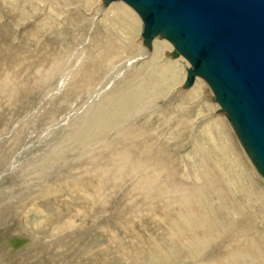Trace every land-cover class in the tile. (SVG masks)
<instances>
[{
    "label": "rangeland",
    "instance_id": "374dc122",
    "mask_svg": "<svg viewBox=\"0 0 264 264\" xmlns=\"http://www.w3.org/2000/svg\"><path fill=\"white\" fill-rule=\"evenodd\" d=\"M104 5L101 0H91L89 8L85 9L88 16L76 17L70 15L72 6L64 8L56 1L0 0V50L2 48L4 51L0 52V81L16 72L22 76L21 71L23 75H30V78H21V82H25L24 78L37 81L36 86L19 96L15 105L10 106L4 100L0 107V264H132L126 260L128 254L118 247L119 243L117 247L113 245L115 237L117 242L118 239L124 241L130 253L137 252L135 255H138L141 264H197L192 257L180 260L169 257L168 251L173 247L169 245L163 228L158 226L161 223L148 213L153 211L158 214L159 205L157 203L156 209L151 205L145 208L146 193L125 186L128 185L126 180L130 184L129 176L125 175L120 181L119 176L116 181L111 176L114 183H110L106 191L109 198L107 207L86 215H76L73 227H58L61 224L57 225L56 222L62 223L68 215L64 217V214L56 213L60 209L57 210L55 206L62 207L57 200L44 204V214L27 212L29 201L21 200L29 191L37 188V192L44 186L35 187L38 183L35 173L48 182H58L56 178L76 162L75 158L89 149L94 150L97 144L94 142L90 146L83 141L85 135L82 131L93 134L96 131L92 130L95 124L93 122L91 126L89 118L94 119L97 97L102 88H108L117 79L118 72L132 66L138 68L152 53L151 40L141 43L123 33L119 36L120 46L106 47V51H102L103 62L109 61L114 65L107 64V68L103 67L98 76V63L95 64L93 52L95 47L92 49L90 41L97 38L95 21L106 14L104 9L107 6ZM60 11L64 15L58 17ZM60 29H63V34ZM117 31L120 32L119 29ZM11 54L22 57V61L30 65L21 67V70L13 65L11 70L14 62ZM50 56L52 60L61 56L68 58L60 70L57 69V75L48 80V76H38L35 72L41 62L51 61ZM82 67L88 78H82L84 85L80 83L81 80L73 79L72 89L68 80L76 69H79L80 74ZM193 82L169 90L164 97H159L153 112L144 113L148 124L145 139L153 143L155 141L154 144L160 148L159 154L152 156H164L173 163L172 166L177 170L174 178L182 172L180 160L190 148L195 132L209 123L215 114L225 112L232 130L245 148L227 110L222 109L221 105L214 111L206 109V103L212 100L218 103V100L211 93L200 95L192 91ZM77 87L81 89H75ZM51 152L66 156V159L60 162L48 160L45 155ZM119 164L112 168L117 169ZM139 172L143 174L142 170ZM259 174L264 181V176ZM65 180L63 176L58 183L65 184ZM236 197V201L245 206L244 213L236 221L237 226L229 231L231 233L223 234L224 237L221 235L219 242L202 255L204 262L224 263L227 243L231 242L233 231L241 227L246 226L249 230L254 228L264 238L263 202L253 197L248 200L240 193H236ZM243 217H246L245 221ZM27 224L35 225V228L27 230Z\"/></svg>",
    "mask_w": 264,
    "mask_h": 264
},
{
    "label": "bare ground",
    "instance_id": "6f19581e",
    "mask_svg": "<svg viewBox=\"0 0 264 264\" xmlns=\"http://www.w3.org/2000/svg\"><path fill=\"white\" fill-rule=\"evenodd\" d=\"M49 1H56L64 8L72 6L70 15L76 17H87L88 12H85V9H88L91 3V0ZM101 3L107 6L104 9L106 14L95 21L97 38L90 41L92 49L95 47L93 52L96 58L95 64L98 63V76L102 73L103 67L107 68V64L109 66L113 64L109 61L103 62L102 51L105 52L106 47L110 49L119 45L120 35L124 33L141 43L146 41L142 36V16L131 4L125 0H101ZM62 15L64 13L60 11L58 17ZM118 29L120 32L117 31ZM60 32L63 34V29H60ZM150 40L152 53L149 58L143 60L136 69L132 66L124 70L125 72H118L117 79L109 83L108 88H102V92L98 95L97 112L94 119L89 118L92 122L90 125L93 126V122L95 124L92 130L96 131L94 134L92 131L88 133L86 129L91 128L88 127L89 125L88 128L85 126L86 132L82 131L85 135L83 141L90 146L94 142L95 145L97 144L95 148L92 146L94 150L89 151V149L88 152L80 154L66 172L60 173L55 181L59 182L65 176L67 182L65 184L48 182L49 180H44L35 173L34 177L38 181L35 187L44 186L37 192V188L32 192L29 191L21 200L29 201L27 212L35 211L38 214L46 213L45 203L49 204L57 200L62 207L55 206L57 210L60 209L56 213L64 214V217L68 215L62 223L56 222L57 225L61 224L58 227L72 226L76 215L104 210L109 204L106 191L110 187L109 184L114 183L113 178L116 181L119 176L120 181L129 176L130 184L126 180L128 185L125 186L146 193L145 208L151 205L156 209L157 203L159 205L158 214H154L153 211L148 213L161 223L158 226L163 228L169 245L173 247L168 251L169 257L171 256L173 260L192 257L197 264H215L212 261L204 262L205 260L201 258L221 235H228L231 233L229 231L237 226L236 221L240 220L245 206L236 201L238 198L236 193L246 196L248 200H251V197L259 199L264 206V185H262L264 181L239 142L235 131L232 130L225 112L215 114L209 123L195 132L190 148L180 160L182 172L177 178H174L176 167L172 166L173 163L164 156H152L158 155L160 148L154 144L155 141L153 143L145 139L146 129L148 130L145 114L147 111L153 112L159 97H164L169 90L187 85L188 69L192 64L183 53L179 55L172 53L175 44L167 36L157 33ZM0 52L4 53L2 48ZM7 57L9 58V55ZM11 58L15 62L11 64V70L14 66L21 70V67L30 65L16 54H11ZM67 58L61 56L52 60L50 56L51 61L41 62L35 73L42 77L48 76L49 80L57 75V69L60 70ZM1 64L3 67V63ZM133 72L134 76H132ZM20 73L22 76L16 72L11 74L10 78L0 81V107L4 100L10 106L15 105L19 96L37 85L36 80L32 82L26 79L30 78L29 74L23 75L22 71ZM23 77H26L25 82H21ZM203 77L199 73L194 74L192 91L195 90L200 95H208V93L214 95L212 87L207 83L208 80ZM82 78L85 80L88 78L83 67L80 74L79 69L75 70L68 80V85L70 84L73 89V79L81 80L80 83L84 85ZM78 88L81 89V87L75 89ZM219 105H221L219 101L216 103L212 100L204 107L214 111ZM85 122L88 123L87 120ZM45 157L57 162L66 159V156L62 157L52 152ZM118 163L120 164L117 165V169L112 168ZM140 170L143 174L138 173ZM115 187L119 186L115 185ZM244 218L246 217L242 219ZM27 228V230L33 229L35 225L27 224ZM232 236L224 255L226 261L221 264H264V238L260 231L254 228L249 230L244 226L233 231ZM116 239L115 237L113 245L117 247L119 243L118 247L127 252L126 260L132 264H141L142 261L137 258L138 255H135L137 252L130 253L124 241L118 239L117 242Z\"/></svg>",
    "mask_w": 264,
    "mask_h": 264
},
{
    "label": "water",
    "instance_id": "95a60500",
    "mask_svg": "<svg viewBox=\"0 0 264 264\" xmlns=\"http://www.w3.org/2000/svg\"><path fill=\"white\" fill-rule=\"evenodd\" d=\"M142 36L161 33L204 76L264 176V0H125Z\"/></svg>",
    "mask_w": 264,
    "mask_h": 264
}]
</instances>
